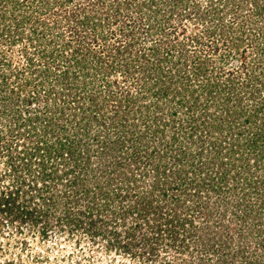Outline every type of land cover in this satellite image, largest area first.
Returning <instances> with one entry per match:
<instances>
[{
    "label": "trees",
    "instance_id": "16d2710c",
    "mask_svg": "<svg viewBox=\"0 0 264 264\" xmlns=\"http://www.w3.org/2000/svg\"><path fill=\"white\" fill-rule=\"evenodd\" d=\"M63 1L72 2V0L50 2L0 0V36H9L8 44H12L17 40V36L23 38L24 35L28 41L26 46L29 47L28 50L26 46L21 49L26 65L13 69H10L12 65L10 58L0 54V61L3 64L0 66V78L2 84H5L0 87L1 91L5 88L12 94L8 99L17 96L16 98H20L24 103L23 108L28 115L26 119L17 117L19 127H15L16 130H22L20 126L24 125L25 120L33 123V119L40 118L39 112L45 115L44 118H40L45 124L52 122L54 118L61 119L72 114L77 117L78 128L81 129L90 123L86 130L82 129L83 133L77 131L80 136L87 133L89 127L93 133V143L101 144L97 154L100 157V164L96 170L100 169L101 173L108 175L103 182L107 185L97 183V188L90 194L89 187H85L88 181L85 173L92 164L90 150L93 154L96 150L91 149V144L86 140L87 143H84L82 138L76 137L79 136L77 132L73 139L65 136L66 127L63 125L60 127L62 131L45 129L43 135L35 133L33 129L26 131L27 137L37 140L29 144L26 154L30 160L33 158L37 160L36 164L41 169L38 179L46 180L58 187L63 182L62 193L72 195L66 197L65 214H70L74 208L78 211V217L70 218L68 223L77 227L83 225L84 229L92 233L97 229L98 220L104 222L121 220L125 228L124 239L118 241L119 245L132 250L131 245L140 243L142 246L145 245L143 253H153L157 242L179 241L184 244L186 237L190 236L186 224L194 222L189 212L202 214L201 206L205 201L200 199V194L204 191L208 196L215 194L216 205L229 208L233 219L238 218L245 224L248 219H252V223L257 222L260 212H264V56H262L264 53L259 54L264 52V47L260 48L261 52H256L259 56L254 57L245 49L246 46H241L242 41L238 42L236 38H233L232 43L226 45L216 57L213 56L219 50L216 43L214 47L207 48L205 54L200 53V56L197 53H186L187 45L183 38L169 45L165 44L162 48L160 43L169 36L164 33L165 28L158 19L157 12L161 8L154 5L155 0H146L143 5L139 2L134 7L141 13L140 16L143 15L145 6L153 9L152 16L146 19L147 23L143 27L145 29L137 24L135 28L119 30L122 34H116V41L112 43L110 41L107 43L104 27L99 32L103 48L106 45L111 46L108 50L109 66L100 73L98 62L104 55L103 48L101 50L90 48L89 43L92 45L98 43V39L92 36V39H89L92 41L85 40L86 36H81L80 30L76 27L80 24L79 27L86 30L84 32L90 27L88 30H93L95 35L98 26L105 22L104 18L98 12H95L97 16L95 13H87L86 7L67 14L64 12L67 25L71 27L69 31L71 35L65 38L59 30L64 26L61 24V18L47 21L53 6L63 8L61 5L66 3ZM114 1L103 0L99 10L105 12L106 17L108 10L114 11V20H117L119 6L123 3L125 6H131V0H116L115 3ZM178 1H175L176 4L185 3L184 0ZM168 2L166 7L169 6ZM254 2L255 11L261 13L264 8L259 5L258 0ZM55 11H58L57 8ZM169 11L171 17L172 10ZM126 12V21L133 19L134 15ZM198 17L196 19L201 20ZM218 19L212 18V25L209 29H204L209 35L215 33L217 25L213 21ZM231 24L229 22L228 26H232ZM52 28H57V31L50 36L48 31ZM138 29L144 32L138 33L140 32ZM120 35L124 36L120 38ZM156 36L159 39H155ZM195 40L199 41L200 38L195 36ZM4 41H7L6 38ZM190 41L195 42L192 39ZM135 44H140L139 48L135 47ZM141 49L143 51L138 53ZM66 50H70V53ZM141 59H145L146 62L143 64ZM61 62H65L64 66H61ZM118 67L123 68V73L130 74V71H134L132 74L139 75L136 85L138 91L132 92L130 87L124 88L126 89L124 104L121 105V102L114 108L116 110H110L104 119L99 120L96 117L99 114L97 96L101 93V89H98L99 79L103 80L108 74L115 73ZM8 69L14 71L13 76L17 80V85L11 86L10 90L8 88L10 84L7 82L10 75ZM157 72L160 73L159 78L152 86L146 85V78V81L150 80L152 74ZM95 73H100V77ZM210 75L214 77L210 78ZM29 85L31 89L28 90ZM61 87H64L63 94H58L57 99L55 93H58ZM145 89L151 93L147 94L150 95L149 99L136 104V98L147 97ZM23 91L26 95H21ZM66 93L70 95L68 98L63 97ZM32 101L37 104L33 106ZM39 102L43 103V106H40ZM10 104L11 101L7 105ZM34 111L37 112L34 114ZM50 112L52 115H48ZM145 112L146 115H142ZM137 116L139 118H136ZM19 119L21 120L18 121ZM105 129L104 133L102 130ZM16 130L10 129L11 133ZM108 130L113 132L109 138ZM18 131L16 134L24 135ZM48 132L53 135L57 133L54 138L56 142L48 141ZM6 152L12 153L11 147L6 148ZM104 155L106 162L101 161ZM58 161L66 162L63 172L58 168ZM194 171L199 179L195 175L189 176V173ZM114 181L116 183L122 181L123 184L128 182V185H135L136 188L140 187L138 184L140 182L144 186L148 184V188L145 190L147 192L139 189L135 193L138 194V201L132 209H124L121 213L111 209L108 214L111 219H108L100 210L108 209L109 205L114 203L108 198L113 192L115 195L120 194L110 188ZM37 184L33 186L40 199L43 196ZM48 188L50 191L51 187ZM157 190H162V196H165L168 190L171 191L170 202L154 199ZM186 191H190L189 196H197V200L192 204L185 205L187 200L180 198L187 193ZM52 192H48L50 196L42 199L47 205L57 203L56 194L60 192L54 193L51 198ZM99 195L104 199L99 200L97 198ZM79 197L86 198L85 210L80 208ZM4 198L8 200H3ZM0 199L5 205L8 204V207L15 202L9 195ZM72 202L75 203L71 204ZM207 207L208 205L204 206L202 210L208 212ZM93 209L97 211L94 212ZM225 211L227 210H223L222 216H225ZM223 222L222 220L219 224L221 231L228 236L229 224ZM257 227L259 229V225ZM262 230L263 228L260 231ZM41 231L47 236L44 229ZM112 232L115 236L118 234L115 230ZM136 232L138 234H135ZM238 233L242 235L241 230H238ZM231 235L223 241L225 249L230 247ZM214 237L211 242L218 246L223 236L219 235L215 239ZM257 242L254 252L264 249V239ZM234 254L231 262L224 255L223 263L234 264L233 261L239 257L240 264H244V259L247 264H264V258L248 254L244 246L236 249Z\"/></svg>",
    "mask_w": 264,
    "mask_h": 264
},
{
    "label": "rangeland",
    "instance_id": "374dc122",
    "mask_svg": "<svg viewBox=\"0 0 264 264\" xmlns=\"http://www.w3.org/2000/svg\"><path fill=\"white\" fill-rule=\"evenodd\" d=\"M47 1L50 2L54 0ZM108 1L110 2L111 0ZM175 1L178 0H155L156 3L154 5L161 8L160 11L157 12L158 19L165 28L164 33L169 36L167 40L164 39V41L160 43L162 48L165 44L169 45V43L176 42L177 40L179 41V38H183V42L187 45L186 53H197V55L200 56V53L205 54L207 48L214 47V44L216 43L219 47V50L213 55L216 57L224 50L223 48H225L226 45L232 43L231 41L233 38H236L235 40L238 42L240 40L242 41L241 46H246L245 49L251 52L253 57L255 55L259 56L256 52H261L260 48L264 47V9L261 13L256 12L254 9L256 6L254 0H184L183 2L185 3L183 4L185 6L179 5V3L176 4ZM63 2H66L65 5H61L63 8H58V5L53 6L49 12L51 15H47L49 18L47 21L51 22V19L54 20L55 18H61V24L64 26L60 27L59 30L65 38H69L68 36L71 35V33H69L71 27L69 24L67 25L68 22H66V15L64 12L67 14L72 11H80L83 7H86L87 9L85 10H87V13L91 14L98 12L100 13V16L104 18L105 22L102 23V26H98L95 35H93V30H88L90 27L87 28V32H84L86 31L84 28L79 27L80 24L76 27L80 30L81 36H86L85 40L88 41L90 38L92 39V36H95L98 39V43H93V45L91 42L89 43L90 48H93V50H101L103 48V41H100L101 36L99 34L103 27L105 28L104 35L107 37L106 39H108L107 43H109V41L112 43V41H116V34H122L119 30L135 28L137 24H140V28L145 29L143 27H145L147 23L146 19L151 17L152 13H154L151 11L153 9H148V7L145 6L143 9L144 13L140 16L141 13L137 12L134 8L135 4L140 2V4L142 3L143 5L146 0H131V6H125L124 3L120 5L119 17L117 20H114V11L108 10V17H106V13L99 10V8L101 9V2H103V0H72V2ZM115 2L116 0L114 3ZM167 2L169 4L168 7H166ZM258 2L259 5L264 8V0H258ZM171 6L174 8H169ZM56 8L58 11H55ZM168 8L172 10L171 17ZM126 11L129 12L128 14L134 15L133 19L126 21ZM95 15L97 16L98 14L95 13ZM197 16H199L198 18L201 20L196 19ZM109 17L112 18L109 19ZM211 17L219 19L213 21L214 24L217 25L215 26L216 30L214 34L209 35L204 29H209V26L212 25ZM229 22L232 23V26H228ZM181 24L184 27H181ZM138 30H140L138 33L144 32L141 29ZM56 31L57 28H52V30L48 32L50 36H52ZM22 36L23 38L17 36V40L12 44H8L9 36H0V54H5V57L10 58L12 63L10 69L26 65L21 49L27 45L28 41L26 36ZM123 36L124 35H120V38ZM195 36H198L200 40L196 41ZM5 38L7 40L6 42L4 41ZM155 39H159V37L156 36ZM190 39L195 42L190 43ZM158 41L159 40H157V42ZM139 45L135 44V47H138ZM86 46L87 45L85 44L84 47L86 48ZM106 47L103 48L104 55L98 62L99 72L101 71L100 73H103L104 68L107 70L109 66L108 50L111 49V46L106 45ZM28 48L29 47H27V50ZM1 51H3V53H1ZM142 51L143 49L139 50L138 53ZM162 51L163 50H161V52ZM66 52L70 53V50H66ZM263 53L264 52L259 54L262 55ZM163 55H165V53H163ZM141 62L144 64L146 60L141 59ZM60 64L61 66H64L65 62H61ZM0 66H3L1 61ZM43 67L45 66L43 65ZM10 69H8L10 75L7 78V82L10 84L8 86L9 90L11 86L14 87L17 85V80L13 76L14 71ZM132 72L134 71H130V74H132ZM100 73L95 74L100 77ZM130 74L123 73V68L118 67L116 68L115 73L112 72L108 74L103 80L101 78L99 79L98 89H101V93L97 96V111L99 113L96 116L97 119H104L110 110H116L114 108H117L121 102V105L124 104L126 98L124 90L130 87L133 90L132 92H136V90L138 91L136 85L138 84L139 75L137 76L136 73H134L131 76ZM159 74L160 73L158 72L153 73L152 78L148 81H146V78L145 82L148 83H146V85L152 86L153 82L159 78ZM31 77L33 76L31 75ZM212 77H214V75H210V78ZM107 80H111L112 82L108 83ZM0 85H5L4 83L2 84L1 78ZM28 88L31 89V85H29L27 89ZM1 89L2 88L0 87V198L9 195L11 198L15 199L14 204L10 207H8V204L5 205V202L0 199V260L3 261V264H231L229 262L223 263V256L226 255L231 262V258L234 257L236 249L243 246L246 248L248 254L251 253L256 258H264V249L254 252V247H256L258 243L257 241L260 242V240L264 239V212H260V218L257 222L252 223L253 220L248 219V222L245 224V222H241L238 218L233 219V215L229 212V208H222L218 204L216 205L217 197L215 194L212 193L208 196L205 191L200 194V199L205 201L202 203L203 206H201L202 214H196L193 211L189 212L191 218L194 219V222L186 224V228L190 230V236L186 237L184 244L179 241L157 242L153 253H143L145 245L142 246L140 243L131 245L132 250L128 249L127 246L123 247L119 245L118 241L124 239L123 230L125 228V225L121 220L115 219L114 222L98 220L97 229L93 230L92 233L91 231L84 229L85 226L83 225L82 227H77L69 224L68 221L70 218L78 217V211H75L73 208L70 214H65L64 206L68 194L62 193L64 188L63 182H61V185L58 187L51 182L38 179L37 176L41 169L38 167V164H36L37 160H35V158L30 160V157L26 154L29 144H33L37 140L33 139V141L31 138L27 137L26 131L29 132L30 129H33L35 133L43 135L42 133L45 129L62 131V128L60 127L63 125L66 127L65 136L73 139V135L77 131L82 132V129L86 130V127L89 126L88 124L90 123L85 124L80 129L78 128L77 117H74V115L71 114L61 119L54 118L52 122L45 124L44 120L40 119L44 118L43 116L45 115L39 112L38 116H40V118H36V120L33 119V123H31L30 120H25V123L23 122L24 125L20 126L22 130L18 128V131L16 130L17 128H15L18 126V122H16L17 117H24L23 119H26L28 115L23 108L24 103L20 98H16L17 96H12L8 99L9 95L12 94L8 89L4 88V91H1ZM63 90L64 87H61L59 88L58 93H55L57 94V99L59 97L58 94H63ZM145 93L147 95L150 92L145 89ZM21 95H26V92L23 91ZM150 95H147L145 98H136V104L146 102ZM69 96V93L63 95L65 98H68ZM5 100H7L6 103H4ZM14 100L16 101L15 103ZM9 101H11V104L7 105ZM33 101L32 105L34 106L37 103ZM38 104L43 106V103L41 102ZM60 104L61 103H59V105ZM89 109L90 108H88V110ZM36 112L37 111H34V114ZM50 114L52 115L51 112L48 113V115ZM101 114H103V116H101ZM142 115H146V112L142 113ZM136 118H139V116ZM20 120L21 119L18 121ZM91 121L92 123L94 122V120ZM49 125L51 126L49 127ZM10 129L16 131L11 133ZM90 130L91 128L88 127L87 133H84L81 136L77 132L79 136L77 135L76 137L82 138L84 143L88 142L91 144L92 150L96 149L94 154L90 150V161L92 164L90 168H87V172L85 173V175L87 174L88 176V181L85 187H89L91 194V191H95L97 188V183L102 184L104 178H107L108 175L101 173L100 169L96 170V167L100 164V157L97 154L100 151L101 144L95 141V143H93V133L92 130ZM17 131L24 133V135L19 136L16 134ZM102 131L105 133L106 129ZM112 133L111 130H108V134L106 133L108 138ZM61 134L63 135V132H61ZM89 134L91 137H89ZM55 136H57V133L53 135L48 132V141H53ZM42 138L45 139V137ZM54 142H56V140H54ZM40 143L43 142L40 141ZM9 147H11L13 154L6 152V148L8 149ZM101 161H107L105 155L102 156ZM58 163V168L61 170L60 172H63L64 168H66V162L58 161ZM29 167L30 171H28ZM194 175L199 179L195 171L189 173V176ZM64 179L65 177L63 176V180ZM35 184H37V187L42 191L41 193L43 197L40 199L37 195L35 186H33ZM138 184L140 187L136 188L135 185H128V182L123 184L122 181L120 183L114 181L112 186L110 185V188H113L115 191L117 190L120 194L115 195L113 192L108 198L113 200L114 203L109 205L108 209L100 210V213L108 219H111V216L108 215L110 214L111 209H115L116 213H121L124 209H132L138 201V194L135 193H137L139 189H142L141 191L143 192H147L145 190L148 188V184H145V186L140 182H138ZM103 185L106 186L107 184L103 183ZM49 186L51 187L50 191H48ZM48 192H52L51 198L54 193L56 194V192H60L56 194V205L53 203L47 205L46 202L42 201L43 198L50 196ZM189 192L180 197L181 200H187L185 205L192 204V202L197 200V196H189ZM60 194H62V196H59ZM154 194V199H161L165 203L170 202L172 196L171 191L169 190L165 196L161 195L162 190H157ZM68 197H72V195ZM102 197L103 196L100 195L97 196L99 200H103L104 198ZM78 199L81 202V210H85L86 198L79 197ZM3 200L8 199L4 198ZM74 203L75 202H72L71 204ZM206 205H208V212L202 210ZM224 209L227 211H225V216H222V214H224ZM96 211L94 210V212ZM222 220L224 221L223 223L229 224L228 236L224 231H221L222 228H220L219 224ZM258 225L259 229L257 227ZM262 228L263 230L260 231ZM42 229L45 230L47 236L43 235L41 231ZM114 230L118 232L116 236L112 234V231ZM238 230L242 231V235L238 233ZM135 234L138 233L136 232ZM183 235L182 232V236ZM219 235L223 236L222 240L218 242V246H215L214 242H211L212 237L215 236V239L216 237L218 238ZM230 235L232 242L230 241V247L225 249V247H223V241H225L226 237L229 238ZM181 245L184 246L182 247ZM240 261L241 260L238 257L233 263L240 264ZM243 262L244 264H247L245 259Z\"/></svg>",
    "mask_w": 264,
    "mask_h": 264
},
{
    "label": "clouds",
    "instance_id": "9594fccd",
    "mask_svg": "<svg viewBox=\"0 0 264 264\" xmlns=\"http://www.w3.org/2000/svg\"><path fill=\"white\" fill-rule=\"evenodd\" d=\"M0 264H3V261L2 260H0Z\"/></svg>",
    "mask_w": 264,
    "mask_h": 264
}]
</instances>
